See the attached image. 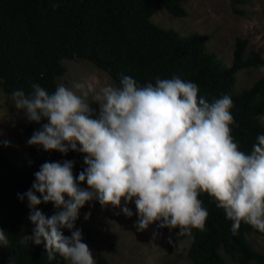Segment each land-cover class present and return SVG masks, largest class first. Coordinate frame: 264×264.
<instances>
[{
	"label": "clouds",
	"instance_id": "obj_1",
	"mask_svg": "<svg viewBox=\"0 0 264 264\" xmlns=\"http://www.w3.org/2000/svg\"><path fill=\"white\" fill-rule=\"evenodd\" d=\"M84 87L60 84L49 93L33 84L29 94H11L28 122L47 121L29 138V146L63 155L78 152L86 166L78 177L74 162L67 160L45 162L34 173L31 189L18 194L22 202L27 199L33 225L20 245L43 244L50 261L58 254L69 264H96L75 226L80 209L94 200L127 217L133 215L127 205L134 202L138 231L158 224L192 238L193 230L205 231L208 211L202 193L224 211L234 235L242 223L264 233V135L251 152L240 149L232 136L229 95L209 101L195 83L179 76L145 85L122 76L118 86L96 91L88 85L81 94L73 90ZM0 144L10 146L6 140ZM85 183L87 188L81 187ZM42 203L58 211L48 217L39 210ZM64 229L71 235L66 237ZM9 244L0 228V247Z\"/></svg>",
	"mask_w": 264,
	"mask_h": 264
},
{
	"label": "trees",
	"instance_id": "obj_2",
	"mask_svg": "<svg viewBox=\"0 0 264 264\" xmlns=\"http://www.w3.org/2000/svg\"><path fill=\"white\" fill-rule=\"evenodd\" d=\"M236 14V5L245 0H229ZM176 17L187 13L177 0H0V87L8 101L15 90L31 93L39 84L49 93L57 87L56 78L65 72L63 59L82 58L106 72L119 85L122 76H130L139 84L155 83L157 78L179 76L199 88V95L209 101L229 95L233 101L231 114L232 136L240 149L251 152L257 137L264 135V75L250 86L233 91L236 74L244 68H261L264 59L257 50L245 55L247 39L237 37L230 65H224L215 53L206 49L208 34L192 32L181 35L172 28L155 24L151 17L157 8ZM94 109L97 105L89 100ZM40 124L25 123L30 138ZM73 161V174L85 169L84 156L69 151L45 152L29 146L22 165L11 162L0 147V228L10 244L0 247V264H67L58 254L49 260L44 245H20L24 235L32 234L27 199H19L31 189L34 173L45 162ZM81 187L87 188L86 183ZM203 207L208 211L205 231L193 230L187 257L191 264H228L223 253L235 264H264V252L255 250L247 235L264 233L241 224L237 234L231 231L232 222L207 194H201ZM96 201L86 204L79 212L76 228L82 230L83 240H92V230L86 223V210L96 207ZM46 216L58 211L53 204L39 206ZM175 230V229H174ZM68 237L71 233L64 229ZM178 230H175L177 234ZM11 257V259H9ZM96 264H109L97 251Z\"/></svg>",
	"mask_w": 264,
	"mask_h": 264
},
{
	"label": "rangeland",
	"instance_id": "obj_3",
	"mask_svg": "<svg viewBox=\"0 0 264 264\" xmlns=\"http://www.w3.org/2000/svg\"><path fill=\"white\" fill-rule=\"evenodd\" d=\"M177 1L184 7L186 17L173 16L160 5L151 20L163 28H172L181 35L192 32L208 34L206 49L215 53L224 65H230L232 61L237 37L247 39L245 55L251 50H257L264 59V0H245L236 5L242 14L232 11L229 0ZM62 64L66 70L56 78L57 86L64 84L72 88L76 83L83 84V89L73 88L77 94L87 91L88 85H92L96 91L107 84L115 85L106 72L86 59H63ZM262 75L264 65L261 68L239 70L233 91L238 92L250 86ZM87 99H92L91 94ZM260 121L264 123V115L260 116ZM27 122L24 113L18 112L14 107L12 97L5 100L2 90L0 141H9L10 146L0 144V147L11 162L18 166L23 164L29 153V138L25 130ZM96 203V207L87 209L85 213H90L86 223L92 230L93 239L83 240L93 252L94 259L97 251H100L109 264H191L187 257L190 240L178 238L174 229L160 228L158 224H153L146 231L137 230L138 216L134 202L127 205L133 213L131 217L125 216L119 208H102L98 201ZM247 239L255 250L264 252L263 236L251 233L247 235ZM223 255L228 264H235L230 256Z\"/></svg>",
	"mask_w": 264,
	"mask_h": 264
}]
</instances>
